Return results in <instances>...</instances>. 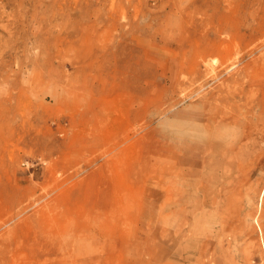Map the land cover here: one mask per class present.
<instances>
[{
    "label": "rangeland",
    "instance_id": "374dc122",
    "mask_svg": "<svg viewBox=\"0 0 264 264\" xmlns=\"http://www.w3.org/2000/svg\"><path fill=\"white\" fill-rule=\"evenodd\" d=\"M0 264H264V0H0Z\"/></svg>",
    "mask_w": 264,
    "mask_h": 264
},
{
    "label": "bare ground",
    "instance_id": "6f19581e",
    "mask_svg": "<svg viewBox=\"0 0 264 264\" xmlns=\"http://www.w3.org/2000/svg\"><path fill=\"white\" fill-rule=\"evenodd\" d=\"M204 15H205L204 16L205 21H203V22L206 23L207 20L211 19V15H209V16L207 14H204ZM211 24H213V23H211ZM225 25H226V23H225ZM229 27L227 26L224 29H215L214 31H211V32L215 33V35H218L219 33H221V34L224 33V34H228L230 36L232 30H231V26H229ZM216 28H218V27H216ZM214 43L212 45L205 44L202 46H199L200 44H198V43L197 44H195V43L191 44V48L189 49V51H184L182 53V64H183V62H186V63L193 62L192 60H194L196 57H198V59L200 58L199 60H202V62H206L207 58H209L211 56L214 57L213 55H215L214 59H212L213 60L212 65L217 64V65H215V67H218L221 69L226 67L227 63L230 61V59L228 58V51L226 50V47H224V48L220 47L223 44L222 41L220 43V41L218 40L217 42L215 41ZM182 45H183V41L180 40L177 47H179V49H180V48H182ZM183 48H184V46H183ZM197 63H200V62H197ZM204 65H207V63ZM211 67H212V69L210 68L211 70L209 72H207L208 75H211L212 72H214V74H215V71H216V70H214L215 67L214 66H211ZM197 69H198V67H197ZM240 75H241L240 81H241V83L243 82L242 85H239L238 82H231L229 85L224 84L223 87L219 89V92L221 94L220 96L218 94L216 97H214V96L211 97L213 94L203 96V99H204L203 101H205V104H203L201 106L202 111L200 113L197 112L198 118L196 116L197 119L196 118L191 119L194 122L192 124H190L191 129H196V130L204 132L203 135L199 136L200 140H202V141L204 140L206 142L207 138L209 139L215 135L217 136V134H215L216 131L213 130V127L222 126L224 124H227V122H228V119L225 118L222 113L218 112V109H219V106L217 103L218 101H220V103H223L224 102L223 100H227L229 97H234V96L239 95L240 98L244 99L245 103L250 104L253 102V100L251 98V92H252V88L254 86H256L255 82L253 81L255 75L250 74V72L247 70L242 71L240 73ZM247 87H248V90H247Z\"/></svg>",
    "mask_w": 264,
    "mask_h": 264
}]
</instances>
